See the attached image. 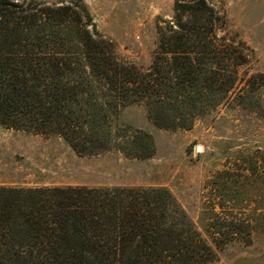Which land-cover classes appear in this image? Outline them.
Instances as JSON below:
<instances>
[{
	"label": "trees",
	"instance_id": "obj_1",
	"mask_svg": "<svg viewBox=\"0 0 264 264\" xmlns=\"http://www.w3.org/2000/svg\"><path fill=\"white\" fill-rule=\"evenodd\" d=\"M162 23L141 68L117 57L81 0H0V126L56 136L83 156H152L149 134L116 126L122 109L143 107L160 129H191L238 88L244 62L218 36L224 20L204 0L176 1ZM212 257L164 188L0 185V264H209Z\"/></svg>",
	"mask_w": 264,
	"mask_h": 264
},
{
	"label": "rangeland",
	"instance_id": "obj_2",
	"mask_svg": "<svg viewBox=\"0 0 264 264\" xmlns=\"http://www.w3.org/2000/svg\"><path fill=\"white\" fill-rule=\"evenodd\" d=\"M81 1L117 57L145 68L157 26L181 0ZM204 1L224 20L218 36L244 54L242 81L223 105L187 130L154 126L141 106L122 109L116 126L152 138L145 159L83 156L56 136L0 126V185L164 188L211 248L209 264H264V0Z\"/></svg>",
	"mask_w": 264,
	"mask_h": 264
}]
</instances>
